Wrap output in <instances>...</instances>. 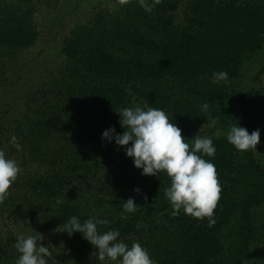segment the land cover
I'll list each match as a JSON object with an SVG mask.
<instances>
[{
	"label": "trees",
	"instance_id": "trees-1",
	"mask_svg": "<svg viewBox=\"0 0 264 264\" xmlns=\"http://www.w3.org/2000/svg\"><path fill=\"white\" fill-rule=\"evenodd\" d=\"M56 2L0 0V52L33 44L34 6L54 8ZM148 2L154 5L151 13L145 12L139 0H121L114 15L95 14L85 27L63 42L62 52L68 65L61 75L68 81H58L54 91L45 96L48 109L57 111H48L46 121L45 162L51 168L44 176L29 175L27 179L20 173L8 198L0 203V214H9V208L13 214L12 209L18 208L16 214L31 219L66 190L54 213L45 217L47 224L49 221L59 225V230L65 231L63 225L72 216L81 222L88 219L77 203L78 198L87 195L94 198L96 206L105 205L110 212L124 213L119 218L99 215L98 218L110 221L98 225L100 232L118 229L119 239L129 246L136 241L146 249L150 246L151 258L157 264H242L249 258L250 244L258 240L255 210L264 206V166L254 159L252 150L238 154L225 141L213 139L216 153L214 157H204L215 164L221 185L212 225L208 218L196 219L183 210L172 216L164 195L170 185L169 177L164 172L141 175L123 148L114 157L93 163L85 154V148L93 141L102 140L104 130L114 127L117 133L123 131L116 111L130 107L132 96L147 107L162 108L172 120L209 123L211 116L219 124H230L232 119L225 111L229 94L212 83V74L227 71L228 79L238 77L243 64L264 47V0ZM179 10L182 24L174 23V14ZM62 101L61 114L56 106ZM204 102L209 104L207 113L201 110ZM239 102L245 115L244 125L251 133L248 101L241 98ZM36 112L35 118L27 115L31 137L44 134L46 129V122L40 120L41 111ZM77 118V123L83 124L74 130L72 124ZM62 125L74 133L70 140L67 131L60 139ZM19 133L24 135L21 127ZM26 135L27 132L24 138L28 142ZM57 141L60 145L50 148ZM238 156L242 157L240 161ZM136 188L140 191H134ZM129 197L138 205L134 213L123 208ZM234 214L238 232L226 247L219 232ZM74 234L79 237V232ZM15 242L11 233L0 239V264H15L19 255ZM90 257L96 259L92 254ZM62 261L53 255L48 264Z\"/></svg>",
	"mask_w": 264,
	"mask_h": 264
},
{
	"label": "rangeland",
	"instance_id": "rangeland-1",
	"mask_svg": "<svg viewBox=\"0 0 264 264\" xmlns=\"http://www.w3.org/2000/svg\"><path fill=\"white\" fill-rule=\"evenodd\" d=\"M120 2L121 0H57L54 8L36 5L32 14V25L36 32L34 43L19 50H1L0 150H3L7 157L16 160L22 169L21 177L23 179H27L29 175L32 177L44 176L47 170L51 168L45 162L48 159V154H46V152L48 153V122L46 121H48V111L51 113V111L56 110L48 109V100L45 96L54 91L58 81L67 80L61 75L63 69L68 65V59L62 52L63 42L82 27H85L95 14L114 15L119 9ZM182 19L181 10H179L174 14V23L182 24ZM212 83L225 88L230 97L225 104V111L232 122L226 125L218 122L216 125L217 128L223 130L225 135L219 137L213 135L215 128H210L209 123L176 120L171 122L182 129V136L193 138L197 134L199 136H211L212 139H221L233 148V152L241 154L242 152L237 151L227 141L226 133L233 122L247 129L244 125L245 115L239 102V99L243 98L248 101V109L252 119L251 130L260 129V142L255 150L252 149L253 157L264 166V47L243 64L238 77L219 81L213 80ZM67 99L65 101L69 100ZM63 101L56 106L61 114L63 109L59 106L63 104ZM129 101L130 107H147L134 96ZM36 111H41L42 114L39 117L40 120L46 122V129H43L44 134L39 132V135L36 134L31 137L30 134L28 135L26 120L27 115L30 118L37 117ZM77 122H79L78 118L72 124L74 130L83 124ZM57 126L58 128L61 127L60 124ZM65 126L62 125L63 132H61L60 139L64 137V133L67 131V138L69 137L68 140H70V135H74V133L71 132L72 130L68 131L69 128H65ZM20 127L24 135L27 132L28 142L25 141L24 135L21 136L19 133ZM122 133L123 131L119 134ZM13 134L17 136L18 142L22 145L20 150H17L10 143ZM57 142L59 144L53 143L52 145L49 142L50 148H57L60 145V142ZM45 150L47 151L45 152ZM121 150L122 147L118 148L114 141L109 143L98 139L85 148V154L93 163L114 157ZM238 158L240 161L242 157L238 156ZM112 167L115 169V165ZM62 191L61 196L53 199L52 203H48L46 208L40 210L31 219L25 218L22 214H16L15 211L18 208L12 209L13 214L11 208H9V214L6 212L0 214V239H4L7 233H11L16 240L19 237L30 235L39 237L40 234L43 237L41 243L49 247L52 256L64 259L61 264H96L95 260L97 259L90 257L95 249L83 239L81 233H79V237L75 234L69 236L68 233L59 230V225H54L49 221L48 224L45 222L47 221L45 217L52 215L61 199L65 197L67 192L66 190ZM77 203L80 204L81 211L88 218H98L99 215L114 218L124 216V213L108 211L105 205L96 206L94 198L87 195L78 198ZM255 216L258 240L250 244L249 258L248 260L245 259L242 264H264V206L255 210ZM237 232L238 218L237 214H234L219 232L221 243L228 247L229 243L236 239ZM147 250L151 256L150 246Z\"/></svg>",
	"mask_w": 264,
	"mask_h": 264
},
{
	"label": "clouds",
	"instance_id": "clouds-1",
	"mask_svg": "<svg viewBox=\"0 0 264 264\" xmlns=\"http://www.w3.org/2000/svg\"><path fill=\"white\" fill-rule=\"evenodd\" d=\"M145 12L153 11V4L148 0H139ZM215 81L227 80V71L214 72ZM209 104L202 103L201 110L208 112ZM123 133L116 132L114 127L103 131L101 139L124 149L125 155L132 159L133 166L141 170V175H155L164 172L170 179V185L165 188L164 195L169 201L172 216L180 214L196 219L208 218L209 225L215 223L214 210L217 207L221 185L215 164L204 157H214L216 147L211 136L195 135L191 139L182 136V129L171 122L172 118L162 108L156 107H122L116 111ZM218 120L209 117L210 128H215L213 135H225L217 128ZM203 126V125H202ZM227 141L239 152L256 149L260 142V129L251 133L233 122L226 133ZM191 141V142H189ZM10 143L20 150L22 145L13 134ZM130 145V146H129ZM22 169L16 160L6 156L0 150V203L9 196V189L18 178ZM134 191L139 192L136 188ZM147 199V197H144ZM138 205L133 197L124 201L123 208L128 213H134ZM110 221L96 217L81 222L77 216L70 217L64 223V232L69 236L79 232L96 251L93 255L101 264H157L151 258L148 250L138 241L130 246L119 239L118 229L105 232L98 230V225H107ZM43 237L27 236L17 238L14 247L20 254L15 264H48L52 253L48 246L41 243Z\"/></svg>",
	"mask_w": 264,
	"mask_h": 264
}]
</instances>
